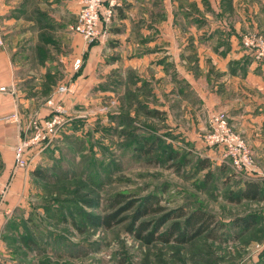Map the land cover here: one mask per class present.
Listing matches in <instances>:
<instances>
[{
	"label": "crops",
	"instance_id": "1",
	"mask_svg": "<svg viewBox=\"0 0 264 264\" xmlns=\"http://www.w3.org/2000/svg\"><path fill=\"white\" fill-rule=\"evenodd\" d=\"M116 2L107 38L87 42L72 30L77 0H0V83L11 89L0 96V117L19 115L17 122L0 120V177L10 183L0 204V230L36 178L33 169L14 168V150L30 120L49 115L51 97L72 119L88 120L84 112L111 93L102 87L111 73L121 93L155 96L157 117L182 125L190 136L205 135L210 117L223 113L253 152L252 173H264V61L242 44L246 32L264 34V0ZM79 57L83 65L76 71ZM62 82L75 83L76 91L55 94ZM222 170L232 183L259 180L231 166ZM3 245L0 231V254Z\"/></svg>",
	"mask_w": 264,
	"mask_h": 264
},
{
	"label": "rangeland",
	"instance_id": "2",
	"mask_svg": "<svg viewBox=\"0 0 264 264\" xmlns=\"http://www.w3.org/2000/svg\"><path fill=\"white\" fill-rule=\"evenodd\" d=\"M116 75L111 73L102 85L111 87L109 97L102 100L101 95L97 109L84 112L88 120L63 124L36 157L31 168H47V178H33L26 200L3 222L0 264H264V198L234 201L239 185L220 168L223 148L210 145L205 135L186 134L182 125L169 124L166 117L136 110V99L120 92ZM139 95L150 110L158 106L155 96ZM150 135L161 136L165 143L160 147L170 150L164 146L169 143L176 156L163 149L159 154L136 152L138 142H132ZM118 193L138 201L151 194L159 197L165 210L138 223H153L181 207L209 212L218 227L214 236L147 242L128 230L135 207L124 211V220L111 228L95 225L94 217L114 210L109 200ZM243 218H253L250 228L241 230L235 224ZM174 220L156 234H166ZM6 254L13 258L8 261Z\"/></svg>",
	"mask_w": 264,
	"mask_h": 264
},
{
	"label": "built area",
	"instance_id": "3",
	"mask_svg": "<svg viewBox=\"0 0 264 264\" xmlns=\"http://www.w3.org/2000/svg\"><path fill=\"white\" fill-rule=\"evenodd\" d=\"M77 2L79 11L77 21L72 26V30L82 36L87 42L105 40L109 32L106 26L114 17L116 0H110L108 4L106 3L107 0H77ZM242 44L253 53L258 61H264L263 33H244L242 35ZM82 65L83 58H76L74 69L78 71ZM76 89L75 83L62 82L57 85L55 94L63 96L74 93ZM10 91L9 85L0 83V96ZM46 103L50 108L49 115L42 119L32 118L26 135L21 138L15 147L14 168L24 171L32 169V164L40 154V151L57 137L61 126L72 119L62 101L51 97L46 100ZM0 120L17 122L19 115L17 112H12L1 116ZM208 123L210 130L204 137L210 145L223 148L224 153L222 154L221 162L228 164L237 172H245L249 177L264 179V173H252L256 170V160L253 152L247 141L232 130L227 117L223 113H217L210 117ZM9 190V180L0 177V204L5 200Z\"/></svg>",
	"mask_w": 264,
	"mask_h": 264
},
{
	"label": "trees",
	"instance_id": "4",
	"mask_svg": "<svg viewBox=\"0 0 264 264\" xmlns=\"http://www.w3.org/2000/svg\"><path fill=\"white\" fill-rule=\"evenodd\" d=\"M138 93L134 91H129L126 93V98L131 100L132 98L136 99ZM128 101V100H127ZM131 103L132 101H128ZM137 108L143 111L146 114H153L156 115L157 112L150 110L146 104H143L141 101H138ZM157 116V115H156ZM128 117V116H126ZM126 119V118H125ZM125 121V120H124ZM138 142L137 148H135L136 152L142 153V154H149L152 152H158V150L163 149L160 147V143L164 142L165 140L161 136L157 135H150L145 136V138H139L133 141L132 143ZM164 146H168L170 148V157H175L177 150H173L171 148V145L164 144ZM167 149H163V152ZM167 150V151H168ZM165 153V152H164ZM1 159H0V167H1ZM200 165L204 168L208 166V164L205 162V160H201ZM226 166L225 164H222L220 167L221 169H224ZM228 167V166H227ZM46 170L47 168H35L33 169V174L40 179H46ZM239 185V188L236 191V194L233 193V196L236 197L234 201L240 202L242 200H259L261 198H264V184L259 180H252V179H245L243 184H237ZM231 198H233L231 196ZM128 196H126L123 193L115 194L110 198V208L114 209L112 212L94 217V220L92 222L95 225H100L105 228H111L114 225L118 224L122 220H124L123 217H120V215L126 211L127 209H130L132 207H135V214L133 215L132 221L130 222L128 226V230L130 232H133L137 237L144 239L147 242L157 240V239H163L164 241H169L171 238H174L178 242H184L194 239L196 236L208 233L211 236H214V231H216V227H218L216 224L218 223L216 217L209 212H206L202 209H194V210H186L183 208H178L177 210L170 211L168 213H165L161 218H158L155 222H147V221H141L138 223L139 219L142 217H145L149 214H157L165 209L160 204V199L157 195L151 194L146 196L145 198L141 200H133L129 199ZM139 202V203H138ZM124 205H121L123 204ZM138 203V204H137ZM171 219H177L172 222V224L169 226L166 234H156L157 231L160 230V228L167 223L168 220ZM182 219V220H179ZM253 220V218H252ZM250 219H239V222H236L235 224L240 227L241 230L248 229L251 227L253 221ZM255 220V219H254ZM152 230L146 234H144L149 229Z\"/></svg>",
	"mask_w": 264,
	"mask_h": 264
}]
</instances>
